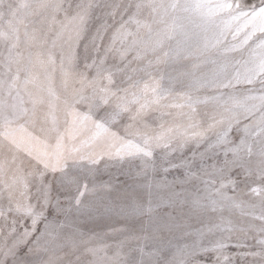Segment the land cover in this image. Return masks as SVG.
Returning a JSON list of instances; mask_svg holds the SVG:
<instances>
[{
	"label": "snow or ice",
	"instance_id": "obj_1",
	"mask_svg": "<svg viewBox=\"0 0 264 264\" xmlns=\"http://www.w3.org/2000/svg\"><path fill=\"white\" fill-rule=\"evenodd\" d=\"M0 264H264V0H0Z\"/></svg>",
	"mask_w": 264,
	"mask_h": 264
}]
</instances>
